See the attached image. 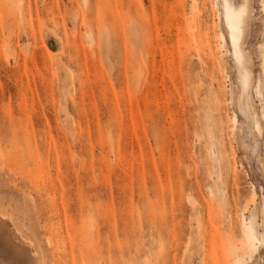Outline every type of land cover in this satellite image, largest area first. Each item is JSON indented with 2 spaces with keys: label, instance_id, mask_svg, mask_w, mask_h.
I'll return each mask as SVG.
<instances>
[{
  "label": "rangeland",
  "instance_id": "obj_1",
  "mask_svg": "<svg viewBox=\"0 0 264 264\" xmlns=\"http://www.w3.org/2000/svg\"><path fill=\"white\" fill-rule=\"evenodd\" d=\"M249 3L244 90L220 0H0V215L41 264H264Z\"/></svg>",
  "mask_w": 264,
  "mask_h": 264
},
{
  "label": "bare ground",
  "instance_id": "obj_2",
  "mask_svg": "<svg viewBox=\"0 0 264 264\" xmlns=\"http://www.w3.org/2000/svg\"><path fill=\"white\" fill-rule=\"evenodd\" d=\"M249 1L250 0H220L223 24L225 31L227 33L228 45L231 50L230 52L231 56L235 60L236 64L245 70V76L241 80V85L244 88V90H246L250 85V73L245 69V65L243 62L245 57L241 48L244 30L250 18ZM10 57H8V59ZM15 58H13L12 60L13 61L16 60ZM19 95L21 94L19 93L18 96ZM6 113H7V116H5L7 118L6 121L9 124L20 121L31 123V120L34 116L32 112L25 113L24 111L23 112L20 111L19 115L22 117L16 118L13 117V114L11 112H6ZM40 115H44L43 109L40 110ZM3 119L5 120V118ZM46 144H48V142ZM208 192L209 195L211 196L214 195V192L212 190L209 189ZM220 199H223V196L220 195ZM5 219L0 215V264H41V261L37 257V253L33 249L32 244L28 241H24V240L22 241L19 238L20 236L19 237L17 236L18 231L14 229L12 227L13 225L11 224L12 225L11 226L9 222ZM253 252L254 250H252V253Z\"/></svg>",
  "mask_w": 264,
  "mask_h": 264
}]
</instances>
